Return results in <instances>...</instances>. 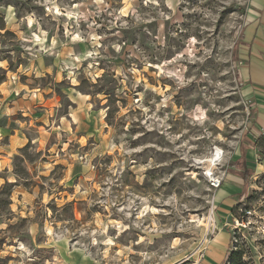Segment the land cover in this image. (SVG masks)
Returning a JSON list of instances; mask_svg holds the SVG:
<instances>
[{"label": "rangeland", "instance_id": "rangeland-1", "mask_svg": "<svg viewBox=\"0 0 264 264\" xmlns=\"http://www.w3.org/2000/svg\"><path fill=\"white\" fill-rule=\"evenodd\" d=\"M254 2L0 0V264H264Z\"/></svg>", "mask_w": 264, "mask_h": 264}, {"label": "crops", "instance_id": "crops-1", "mask_svg": "<svg viewBox=\"0 0 264 264\" xmlns=\"http://www.w3.org/2000/svg\"><path fill=\"white\" fill-rule=\"evenodd\" d=\"M254 10L256 12H258L259 14L262 13V21L261 23L264 24V0H255L254 2ZM256 18V17H253ZM260 23H257L255 25H253L249 30H248V35H247V39L250 40V43L253 41L254 42V49L252 52V59H255V62L253 61V63L250 65V69L253 72H259L264 70L262 67H260V65L258 64L259 62V49L261 48V45L264 41V25H259ZM257 48V49H256ZM249 71V70H248ZM247 71V81L254 82L255 79H258V77L253 76L252 74H248ZM257 76H259L260 74H257ZM249 83V85H250ZM73 115L69 114V118H71L70 124H71V128L75 127L76 123L72 118ZM64 119V118H63ZM63 127V125H62ZM63 133H67L66 129H64V131H62ZM234 191V186H231V184L228 182L226 187H224L223 189L220 190L219 194H218V199L217 203L220 205H222V203H227L226 201L230 198L231 193ZM220 238V244L216 245L213 248H209V251L206 253L208 255L207 257V264H218L219 262L222 261L223 259V254L225 252V248L228 247V245L230 244V239L223 235L222 233L218 235Z\"/></svg>", "mask_w": 264, "mask_h": 264}, {"label": "trees", "instance_id": "trees-1", "mask_svg": "<svg viewBox=\"0 0 264 264\" xmlns=\"http://www.w3.org/2000/svg\"><path fill=\"white\" fill-rule=\"evenodd\" d=\"M264 142V139H263ZM28 148V146H27ZM261 150V149H260ZM260 157L264 158V153H260ZM233 166L235 168H239L240 169V176L242 178V180L244 181L245 185L250 181V179L253 177L254 171L252 169L249 168L248 166V161L246 159V155H242V157L240 158L239 161L233 163ZM14 184H9L7 183V186L12 187ZM233 213H235V210L233 209ZM234 217V215H233ZM235 219V217L233 218V220ZM246 253L243 249L238 248L236 249V251H233L229 257H228V263L227 264H247L244 260Z\"/></svg>", "mask_w": 264, "mask_h": 264}, {"label": "bare ground", "instance_id": "bare-ground-1", "mask_svg": "<svg viewBox=\"0 0 264 264\" xmlns=\"http://www.w3.org/2000/svg\"><path fill=\"white\" fill-rule=\"evenodd\" d=\"M215 152V151H214ZM221 157H222V152L221 151H219V150H217L214 154H213V156H212V158L211 159H209V161H208V165H207V169H206V172H207V176L208 177H215L214 175H215V170H216V163L218 162V161H220V159H221ZM212 180V179H211ZM213 219V218H212Z\"/></svg>", "mask_w": 264, "mask_h": 264}, {"label": "built area", "instance_id": "built-area-1", "mask_svg": "<svg viewBox=\"0 0 264 264\" xmlns=\"http://www.w3.org/2000/svg\"><path fill=\"white\" fill-rule=\"evenodd\" d=\"M221 186H222V182L219 181V180H213V181L211 182V187H212L213 189H215V190L220 189Z\"/></svg>", "mask_w": 264, "mask_h": 264}]
</instances>
